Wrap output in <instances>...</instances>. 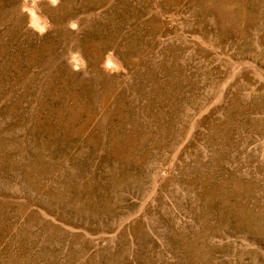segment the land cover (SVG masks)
I'll use <instances>...</instances> for the list:
<instances>
[{
    "label": "rangeland",
    "instance_id": "374dc122",
    "mask_svg": "<svg viewBox=\"0 0 264 264\" xmlns=\"http://www.w3.org/2000/svg\"><path fill=\"white\" fill-rule=\"evenodd\" d=\"M0 264H264V0H0Z\"/></svg>",
    "mask_w": 264,
    "mask_h": 264
}]
</instances>
